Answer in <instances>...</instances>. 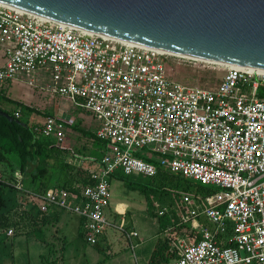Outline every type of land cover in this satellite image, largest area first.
<instances>
[{
    "label": "built area",
    "instance_id": "obj_1",
    "mask_svg": "<svg viewBox=\"0 0 264 264\" xmlns=\"http://www.w3.org/2000/svg\"><path fill=\"white\" fill-rule=\"evenodd\" d=\"M0 47V88L18 73L47 68L46 89L90 114L96 137L106 142L89 170L93 183L78 196L30 191L21 186L20 171L10 178L0 173V182L28 197L27 207L78 216L84 240L94 244L107 227H116L103 214L110 177H152L158 163L216 189L204 203L199 195L181 194L185 207L176 208L178 219L166 228L178 227L176 255L163 264H264L263 71L170 54L1 3ZM169 56L220 66L222 76L215 86L178 82L168 73ZM61 114L45 115L33 130L63 147L64 126L71 122ZM139 149L156 163L136 156ZM156 213L166 214L167 207ZM123 232L128 240L137 236L133 229Z\"/></svg>",
    "mask_w": 264,
    "mask_h": 264
},
{
    "label": "rangeland",
    "instance_id": "obj_2",
    "mask_svg": "<svg viewBox=\"0 0 264 264\" xmlns=\"http://www.w3.org/2000/svg\"><path fill=\"white\" fill-rule=\"evenodd\" d=\"M168 61L170 77L184 84L215 86L223 73L222 67L206 62L176 56H169ZM2 62L0 47V64ZM27 81L32 84H28ZM50 82V71L42 68L33 72L18 73L16 78L4 84L3 88L5 95L10 99L37 110L29 114H20V119L26 120L29 124H41L44 119L43 113L54 114L59 112L58 108H63L65 109L61 114L63 119L71 123L77 121L78 127L94 130L97 122L90 114L52 94L46 89ZM2 107L10 109L12 105L3 103ZM63 140L62 146L69 148H80L82 145L87 148L90 144V140L73 130L70 125L64 126ZM0 169H3L1 163ZM128 178L147 187L141 191L137 187L129 188L119 177L110 178L109 203L103 214L116 227H107L103 234L104 238L98 241L97 246L88 244L78 235L79 220L76 215L59 212L57 219H50L38 229L34 230L32 225L26 222L11 236L5 237L4 233L0 232V264H97L102 259H107V254L110 255L109 258L124 255L125 260L120 264H145L154 241L164 233L159 232L158 217L153 213L167 207V213L162 219L168 218L170 222V211L176 210L181 195L176 198L170 194L160 196L153 179L141 175H130ZM5 196L9 200L8 205L13 208L17 203L28 206V197L19 191H6ZM131 229L136 231L137 236L128 240L123 231ZM128 243L134 245L133 250L129 248Z\"/></svg>",
    "mask_w": 264,
    "mask_h": 264
},
{
    "label": "water",
    "instance_id": "obj_3",
    "mask_svg": "<svg viewBox=\"0 0 264 264\" xmlns=\"http://www.w3.org/2000/svg\"><path fill=\"white\" fill-rule=\"evenodd\" d=\"M0 3L170 54L264 69V0H0ZM0 116L13 120L1 109ZM15 122L25 127L23 122Z\"/></svg>",
    "mask_w": 264,
    "mask_h": 264
},
{
    "label": "trees",
    "instance_id": "obj_4",
    "mask_svg": "<svg viewBox=\"0 0 264 264\" xmlns=\"http://www.w3.org/2000/svg\"><path fill=\"white\" fill-rule=\"evenodd\" d=\"M258 95H262L261 89L258 90ZM3 103L10 104L12 107L10 109L3 108ZM0 109L13 118L12 121H8L0 116V163L3 165V169H0L1 174L10 178L13 171H20L24 174L21 186L37 193H43L51 188L64 190L70 195L78 196L84 186L93 183L89 177V170L97 167L106 150V142L95 135L96 128L94 130L80 128L77 121L69 123L68 125L72 126L73 130L90 140L89 147L86 148L84 145L80 148L60 147L49 137L35 134L33 128L39 125L38 123L29 124L26 120L20 119V114H29L37 110L7 97L4 88H0ZM15 113L18 114L17 117ZM43 115L45 116L47 113H43ZM15 120L23 122L25 127L16 123ZM135 154L148 162L156 163V158L146 154L143 149L137 150ZM115 176L122 179L129 188L137 187L144 191L147 187L143 183L130 180L128 178L130 175L116 172L110 178ZM148 178L153 179V184L160 196L170 194L176 198L182 193H191L201 196V202L204 203L207 196L216 190L178 173H171L158 163H156L155 174ZM6 191L13 190L5 183L0 182V232H3L5 237H7L5 235L7 229L11 230V234L8 235L11 236L13 232H16L19 227L27 222L35 230L50 219H57L59 212H65L58 209L40 212L36 209L33 210V206L21 210L18 204L13 208L8 205L9 200L5 196ZM184 207L185 205L177 202L176 208L183 210ZM153 214L158 217L159 232L164 233L156 238L147 264H163L176 255L175 239L178 227L168 231L166 228L176 222L178 218L173 209L170 211V222L168 218L162 219L165 214ZM78 220V235L84 238L83 220L79 217ZM100 239L101 236L91 245L97 246Z\"/></svg>",
    "mask_w": 264,
    "mask_h": 264
},
{
    "label": "crops",
    "instance_id": "obj_5",
    "mask_svg": "<svg viewBox=\"0 0 264 264\" xmlns=\"http://www.w3.org/2000/svg\"><path fill=\"white\" fill-rule=\"evenodd\" d=\"M3 63V62H2ZM59 109V112H62V113H64V111H65V109H63V108H58ZM59 112H56V113H54V114H58ZM134 230V229H133ZM101 238L103 239L104 237H103V235L101 236ZM155 242V241H154ZM134 248V247H133ZM152 249V248H151ZM133 250V249H132ZM151 251V250H150ZM149 254H150V252H149ZM149 254H148V256L146 257V262H145V264H147V261H148V257H149ZM129 255V258L131 259V256H133V252H132V254H131V256H130V254H128ZM128 255H127V258H128ZM108 258L107 259H104V260H102L101 262L99 261V262H97V264H120V262H122L123 260H125V258H124V255H120V257L119 256H114V257H112V258H109L110 257V255H106ZM122 258V259H121ZM135 258V257H134ZM132 260V259H131Z\"/></svg>",
    "mask_w": 264,
    "mask_h": 264
},
{
    "label": "bare ground",
    "instance_id": "obj_6",
    "mask_svg": "<svg viewBox=\"0 0 264 264\" xmlns=\"http://www.w3.org/2000/svg\"><path fill=\"white\" fill-rule=\"evenodd\" d=\"M202 61H204V60H202ZM207 62H209V61H207ZM249 69H252V67H248ZM256 70H259V71H263L264 72V69H256Z\"/></svg>",
    "mask_w": 264,
    "mask_h": 264
}]
</instances>
